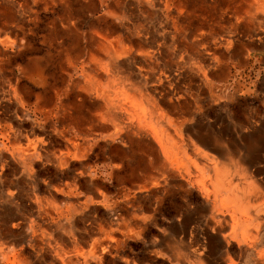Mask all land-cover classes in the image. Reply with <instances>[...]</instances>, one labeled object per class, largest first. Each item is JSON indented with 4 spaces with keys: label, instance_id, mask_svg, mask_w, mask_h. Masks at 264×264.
Segmentation results:
<instances>
[{
    "label": "bare ground",
    "instance_id": "6f19581e",
    "mask_svg": "<svg viewBox=\"0 0 264 264\" xmlns=\"http://www.w3.org/2000/svg\"><path fill=\"white\" fill-rule=\"evenodd\" d=\"M152 1L0 0V110L14 113L0 114V145L23 174L10 184L16 198L1 191L6 219L14 218V230L28 222L30 234L42 225L60 229L50 264L83 257L79 245L90 244L91 232L95 264L106 256L134 264L124 252L134 241L141 243L138 264H264V128L253 130L248 121L238 133L204 131L193 126L196 115L184 112L186 82L206 83L204 70L221 64L219 50L249 46L264 62V0ZM137 13L150 23L153 16L169 20L168 40L161 22L153 33L147 22L135 25ZM216 28L224 32L217 38ZM190 36L195 64L173 66L179 87L161 94L153 71L161 59L168 68ZM36 38L45 54L29 58ZM28 83L42 91L33 103ZM160 104L177 115H158ZM28 112L42 132L32 138L23 134ZM42 161L39 175L49 178L39 183L33 165ZM111 182L117 195H110ZM99 210L116 219L91 216ZM5 236L0 261L28 264Z\"/></svg>",
    "mask_w": 264,
    "mask_h": 264
},
{
    "label": "rangeland",
    "instance_id": "374dc122",
    "mask_svg": "<svg viewBox=\"0 0 264 264\" xmlns=\"http://www.w3.org/2000/svg\"><path fill=\"white\" fill-rule=\"evenodd\" d=\"M152 3L157 5L156 0H153ZM139 17H141V19ZM138 18L140 20H138ZM154 20L160 21L161 19L160 17L155 16ZM154 20H151L152 23L149 21L147 22V19L144 16L137 13L135 16V25H145L147 22L152 32L153 25L156 24ZM171 31L172 29L170 21L162 19V39H167L169 37L168 35H171ZM223 33L224 32L222 29L219 30L216 28L214 34H212V37L217 38L220 35H223ZM201 39L202 42L208 43L210 41V37L208 35H203ZM194 40V37L190 36L188 38L189 46L182 51H176L172 58L170 57L168 68L162 59L158 61L159 65L156 68L153 66V68H155L153 74L159 75L161 79L160 83L158 84V90H160L161 94L164 90L172 92L174 89L179 87V84L174 83L170 77V73L173 71L172 69H177L175 67L173 68V66L177 65V67H179L183 63L185 70H187V66L189 68L195 64L193 55L194 49L191 46ZM168 42L169 45L172 46L170 41ZM202 42H200V48L203 50L204 47H202ZM222 53L224 54L222 50H219L217 53V55H220L219 59L221 61V64L218 67L209 70L206 68L204 70L205 79L207 81L206 83H201L197 79L191 83L186 82V84H191V95L188 98V105L184 112H186V115H196L195 120L192 121L193 126H201L204 131L209 130L220 133H229V130H231L234 133H238L239 131H244L242 130V125L248 123V121L250 125L253 126V130L260 131V129L264 128V62H256L255 59H259L262 56H259L257 53L255 54L257 57H255L253 55L254 51L249 46H247V48L244 50L242 49L237 51V48H233L228 54L223 55ZM107 63L108 59H105L104 64L106 65ZM140 64L141 62L137 60L132 65L135 69H140ZM144 70H147V68ZM150 75L151 74L148 75L149 78L147 81L150 80ZM132 84L136 85V82L134 81ZM103 90H106V88H103ZM159 97L161 98L159 100H162V98L164 100L163 95H160ZM136 109L138 112H142V109L139 105H136ZM162 113L167 115H177V113L170 112L167 107H165L163 104H160L158 115H161ZM250 131L252 132V129H250L248 133ZM262 164L264 165V158ZM109 186L110 188L108 190L110 195H117L116 183L111 182ZM37 196L42 195L37 194ZM32 208L33 212L36 211L35 205L32 204ZM138 209L139 204L138 202H135L131 210L133 213H136ZM33 214L35 215L36 213L34 212ZM97 216L98 218L105 221L116 219V216L113 212H104L101 210L97 212ZM27 219H36V221L39 220L35 216L29 217V215H27ZM27 224L28 222H26L22 228L23 237L18 238L11 235L7 238L9 243L13 246H15L16 242L18 243L19 248L23 249L25 252L24 254L28 257V264L52 263L56 257V250L60 245L58 241H55L58 239V232H60V229L54 228L55 232H50L46 230L47 225H42L40 231L43 230V234L41 236L40 231H38L37 235L30 234ZM151 229L154 230L153 228ZM90 237V244L88 246L80 243L79 253L82 251H85V253L82 254L83 257L79 256V259L75 260L74 264H95L97 262L96 257L92 255L91 251L95 247L97 235L91 232ZM66 250L67 248L65 251ZM140 250L141 243L138 241L130 242L124 247L125 256L127 255L130 262L134 264L139 263L138 259L140 257ZM106 258L100 263L112 264L115 262L116 264H124L118 259L113 261L108 256H106ZM0 264L3 263L0 261Z\"/></svg>",
    "mask_w": 264,
    "mask_h": 264
},
{
    "label": "crops",
    "instance_id": "0c3cea01",
    "mask_svg": "<svg viewBox=\"0 0 264 264\" xmlns=\"http://www.w3.org/2000/svg\"><path fill=\"white\" fill-rule=\"evenodd\" d=\"M155 16H153V18L151 20H154ZM155 21V20H154ZM156 24L153 25L154 28L157 27V23L160 22L159 20L158 21H155ZM153 33V32H152ZM150 35H151V32H150ZM153 35V34H152ZM36 36V34L34 35ZM36 42H35V49L32 51V50H29L28 48V51L26 53V56L27 57H40L42 58L45 54V49H43V47L38 43L39 40L36 38L35 39ZM40 48L42 50H40ZM38 49L40 52H38ZM35 53V54H33ZM47 68H49L48 64H46V68H44L45 71H47ZM133 70L137 73L139 69H136L133 67ZM144 75V74H143ZM145 76V75H144ZM149 82V81H147ZM28 88H30V93H31V96H30V102L33 103V101H35V99L33 97H35V94H40L42 91L40 89H35L33 88V85L31 84H27ZM0 114L1 115H14V113H4L3 111L0 110ZM19 115H22L21 112L19 113ZM24 115H28L26 119V121L24 122V135H29L30 138H32V134L34 136H37L38 135V129H36V127L34 128V122H38V119H36V117L34 116L35 114L32 113V112H28L27 114H24ZM42 133V132H40ZM23 135V136H24ZM1 146V145H0ZM47 148V147H45ZM2 147L0 148V166L3 165V166H6L5 168V171L2 172L3 173V178H2V181H3V188L0 190V202L1 200H3V195L1 193L2 192H6L8 193L13 191L15 193V197L16 198V187H10V184L11 182H14L15 183V179H21L22 178V173H21V170L19 168H16V166H14V164L12 163V161H10V159H8V156L6 154V152H4L3 150H1ZM46 163L44 161L42 162H36V164L33 165V167L35 168V170L37 171V174L35 176V181H38L40 183V181H42L43 179H48L49 177L48 176H41L39 175V171L42 170V167L43 165H45ZM8 165V166H7ZM9 168V169H8ZM64 180V179H63ZM109 186V185H108ZM29 187L25 188V192H23V195L24 194H28L29 193ZM16 201V200H15ZM7 207H11L10 204L7 205ZM5 207L0 203V235L3 234V233H7V236L3 237V242H8V237L9 236H15L17 234V231L18 233H21L23 232L22 229L20 230H14L12 225H14V223H16V221L14 220V218L12 219H6L7 216H6V212H5ZM12 210H14V208L11 207ZM92 217H97V211L92 213L91 214ZM7 228V229H6ZM16 233V234H15ZM16 237H19V236H16ZM17 243V242H16ZM9 245H11L9 243ZM18 246V243L15 244V246H13L14 248H16ZM19 247V246H18Z\"/></svg>",
    "mask_w": 264,
    "mask_h": 264
}]
</instances>
